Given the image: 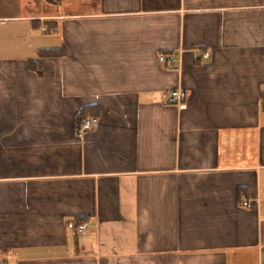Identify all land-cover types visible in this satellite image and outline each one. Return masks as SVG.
Masks as SVG:
<instances>
[{"label":"crops","instance_id":"crops-1","mask_svg":"<svg viewBox=\"0 0 264 264\" xmlns=\"http://www.w3.org/2000/svg\"><path fill=\"white\" fill-rule=\"evenodd\" d=\"M0 264H264V0H0Z\"/></svg>","mask_w":264,"mask_h":264},{"label":"built area","instance_id":"built-area-1","mask_svg":"<svg viewBox=\"0 0 264 264\" xmlns=\"http://www.w3.org/2000/svg\"><path fill=\"white\" fill-rule=\"evenodd\" d=\"M203 58L207 60L209 58V53L205 52ZM160 61L165 62L164 57H160ZM167 64H169V66H171L170 63H167ZM185 97L186 96H185L184 91L173 90L165 96V101L169 105H181L185 101ZM98 121L99 120L97 118H94V117L83 120L80 128L78 129L79 136H83L86 133H88L92 129V127L98 123ZM244 206L246 208H250L251 204L249 202H244ZM87 227H88V225L86 223L80 225V227L76 231L77 234L83 235L86 232Z\"/></svg>","mask_w":264,"mask_h":264},{"label":"trees","instance_id":"trees-1","mask_svg":"<svg viewBox=\"0 0 264 264\" xmlns=\"http://www.w3.org/2000/svg\"><path fill=\"white\" fill-rule=\"evenodd\" d=\"M50 4H59L61 1L63 0H47ZM54 54L51 52V51H44L42 54H41V57H46V56H53ZM90 108H86V109H83L81 111V118L85 116L87 110H89ZM85 118V117H84ZM83 223H86L84 222V220H81L79 222H77L75 224V230L77 231V229L80 227V225H82Z\"/></svg>","mask_w":264,"mask_h":264}]
</instances>
